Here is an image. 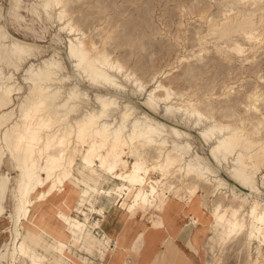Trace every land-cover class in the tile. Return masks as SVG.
<instances>
[{"label": "bare ground", "instance_id": "obj_1", "mask_svg": "<svg viewBox=\"0 0 264 264\" xmlns=\"http://www.w3.org/2000/svg\"><path fill=\"white\" fill-rule=\"evenodd\" d=\"M23 2L9 0L10 8L21 11ZM71 2L34 0L29 8L44 29L48 30V25L59 27V32L68 35L64 47L70 74H65L58 62L56 47L51 46L56 53L44 55L48 45L11 34L0 7V237H4L0 264H46L53 253L71 264H86L51 241L48 215L60 217L82 231L84 247L91 251L92 230L108 232L111 209L125 216L128 200L136 203L140 217H159L168 212L173 206L167 204L168 195L174 190L168 184L174 177L195 183L198 187L194 191L212 187L214 194L226 190L230 195L222 196V200L236 207V221L221 217V204L215 210L214 230L222 227L228 236H241L246 224H251L257 238L255 246L261 249L258 255L264 259V199L257 185L258 175L264 170L260 91L244 100L245 112L255 116L240 118L239 123L230 122L233 116L229 113L222 116L226 120L220 119L213 106L202 104L188 92H176L170 83L159 81V73L148 81L155 83L148 91L147 82L136 75L137 70L111 54L108 42L99 45L81 30ZM251 2L256 4L257 0H233L234 5L243 7ZM256 15L253 10H239L224 14L220 20L208 18L199 57L209 49L207 39L216 36L223 40L231 34L241 35L253 50L261 45L263 36ZM54 42L59 44L63 39L55 34ZM231 45L229 51L241 58L248 50L238 41ZM188 60L178 58L177 63ZM21 72L22 81L17 76ZM128 90L139 95L148 93L143 111L127 100ZM176 97L183 106L173 103ZM162 106L166 115L160 117L157 110ZM196 141L203 157L198 156ZM77 156L80 163L75 161ZM126 157L134 161L132 167ZM9 158L14 163V185V174L3 172ZM193 194L190 191L187 198L191 207ZM138 225L137 237H144L141 229L148 227L147 222ZM10 228L15 233L12 241ZM187 233V226L178 231V235ZM190 255L194 257L192 252Z\"/></svg>", "mask_w": 264, "mask_h": 264}, {"label": "rangeland", "instance_id": "obj_2", "mask_svg": "<svg viewBox=\"0 0 264 264\" xmlns=\"http://www.w3.org/2000/svg\"><path fill=\"white\" fill-rule=\"evenodd\" d=\"M33 1L24 0L22 10L18 11L10 8L9 0H0V7L7 18L8 31L29 42L48 45L47 50L43 52L44 55L56 53L51 46L56 47L59 51L56 53L58 62L64 66L65 74H70V68L65 61L64 47L68 35L59 32V27L48 25V30L44 29L30 13L29 8ZM71 3V11L76 17L74 20L81 30L94 38L99 45L104 41L108 42L111 54L127 61L133 67L131 69H136V75L147 82L148 91L155 86L153 85L155 83H148V81H151L154 74L159 73V81L170 83L178 93L188 92L202 104L213 106L215 114L220 119L226 120L222 116L232 114L233 118L229 120L233 123L234 121L239 123L240 118L247 119L255 116L245 112L244 105L249 94L260 91L264 101V0H257L256 4L251 2L252 4L246 7L234 5L233 0H72ZM234 7L232 14H236L239 10L244 12L253 10L255 14H258L256 20L260 27H257L263 36L261 45L259 44L253 50L241 35L231 34V39L229 36L224 38V41L216 36L207 39L209 52L199 57L201 37L207 31V19L213 16L218 20L223 19L224 14H231L229 11ZM18 13L22 15L18 16ZM55 34L63 39L62 43L54 42ZM234 40L248 49L244 54L246 58L238 57L229 51ZM214 43L216 45L220 43L219 46L222 48L220 53ZM178 58H189V63H177ZM167 71H170V74ZM22 74L21 72L17 75L21 81ZM147 96V92L139 95L128 90L125 97L141 112L144 110V101ZM177 99L178 97L174 98L173 103L177 102L175 105L183 106ZM263 101L259 106L262 114H264ZM157 113L160 117L166 115L163 106L158 108ZM171 120L176 121L174 117H171ZM192 134L196 136L195 132ZM194 146L198 156L203 157L200 143L196 141ZM193 155L196 156V153L194 152ZM79 160L80 156H77L75 161L80 163ZM128 163L132 167L134 161L129 159ZM148 165L152 167V162L148 161ZM8 171L14 174L12 181L14 185L16 176L14 163L10 158L5 161L3 167V172ZM221 174L223 177L226 176L224 170ZM261 174L258 175L257 185L264 199V170ZM179 180V177H174L168 184L174 190L168 195L170 203L168 201L167 204H173V206L159 217L150 214L145 217L137 216L136 203L130 200L127 201L129 206L125 216L111 209L112 221L109 228L113 230L104 232L101 228L93 229L91 251H87L84 247L86 240L82 231L60 217L48 215L51 223L48 228L51 241L86 264H106L109 256L110 263L113 264L119 261L120 264L130 262L131 264H264V259L258 255L261 249L255 246L257 238H254L255 228L251 224H246L247 228L241 233L242 237L235 234L228 236L222 227L214 230L215 210L221 204L224 207L221 217L236 221V207H230L222 200V196L230 195L226 194V190L214 194H212V187L194 191L198 187L195 183ZM190 191L194 192L192 207L187 202ZM70 203L74 202L70 201ZM10 205H12V196L7 217L11 212ZM247 209L246 205L245 210ZM241 210L240 212L244 213L245 210ZM178 214H181L180 226L172 223ZM65 215L68 220H71L69 214ZM133 218L137 220L133 222ZM141 222L142 224L147 222L148 227L144 229L142 226L141 231L144 237L139 238L136 230L140 227L138 224L142 225ZM130 223H132L131 228H129ZM186 226L189 227V233L178 235V231ZM193 229L195 230L192 234ZM9 237L10 241L15 237L12 228H10ZM3 240L4 237L1 236L0 243ZM190 252L194 254V257L190 255ZM46 264L71 263L68 260H62L57 253H53L49 259H46Z\"/></svg>", "mask_w": 264, "mask_h": 264}, {"label": "crops", "instance_id": "obj_3", "mask_svg": "<svg viewBox=\"0 0 264 264\" xmlns=\"http://www.w3.org/2000/svg\"><path fill=\"white\" fill-rule=\"evenodd\" d=\"M180 217H181V214H178L177 215V217H175L174 218V221H172V223L174 224V225H179V222H181L182 220L180 219ZM111 221H112V218L110 219V221H109V223L106 225V231H111L112 232V230H111V227L109 228V226L111 225ZM171 223V224H172ZM180 226V225H179ZM194 230L195 229H193V231H192V234L194 233ZM110 256H109V260H105L106 261V264H113V263H110ZM99 264V263H98ZM116 264H120V261L118 262V263H116ZM129 264H131V262L129 263ZM134 264H140V263H134Z\"/></svg>", "mask_w": 264, "mask_h": 264}]
</instances>
